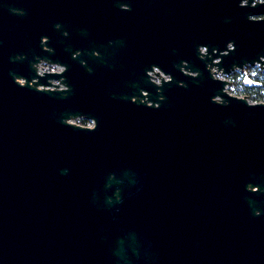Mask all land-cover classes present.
Listing matches in <instances>:
<instances>
[{"label": "water", "instance_id": "obj_1", "mask_svg": "<svg viewBox=\"0 0 264 264\" xmlns=\"http://www.w3.org/2000/svg\"><path fill=\"white\" fill-rule=\"evenodd\" d=\"M227 6L0 0V264H264V101L217 76L254 59L198 51Z\"/></svg>", "mask_w": 264, "mask_h": 264}, {"label": "flooded vegetation", "instance_id": "obj_2", "mask_svg": "<svg viewBox=\"0 0 264 264\" xmlns=\"http://www.w3.org/2000/svg\"><path fill=\"white\" fill-rule=\"evenodd\" d=\"M227 1L228 6L223 9L221 14L219 36V46L225 48L220 49L219 52L218 47H214L215 51L210 52L207 46L208 56L211 57L216 53H220L213 58L214 62L220 61L222 53L227 51V44L234 42L235 50L233 52L241 58L254 59V62L248 60L241 66L235 65L232 67L229 70L232 71L231 73H219L217 76L229 81L226 85V90L232 95L246 96L253 102L264 101L255 99L258 96L264 97V3L260 2V0H249V6L242 8L239 6L240 0ZM250 15L249 20L248 17ZM206 58H204L205 68L211 65V70L226 71V66H212L211 61ZM154 80H156V77ZM82 119L84 120L83 125L92 126L94 124L92 119L84 117Z\"/></svg>", "mask_w": 264, "mask_h": 264}, {"label": "clouds", "instance_id": "obj_3", "mask_svg": "<svg viewBox=\"0 0 264 264\" xmlns=\"http://www.w3.org/2000/svg\"><path fill=\"white\" fill-rule=\"evenodd\" d=\"M260 2L264 3V0H260ZM239 6L242 7V8L249 6V0H240V5ZM251 6L253 7L252 4H251ZM121 10L122 11H131V8L127 4H122L121 5ZM250 17H251V15L248 17L249 20H250ZM234 50H235V44H234V42H229L227 44V51L223 52L222 55H228L229 52L234 51ZM49 51H51V49H49ZM198 51L200 53V58L201 59H204L209 54L207 46H203V45L200 46L199 49H198ZM202 53H205V54H202ZM181 63H182L183 66L181 67L180 70H181V72L184 75H186L188 77H191L193 79L199 77V75H200L199 72L187 70V62L186 61H182ZM210 69H211V65H208V70H209L212 78L215 79V76H214L215 69H212V70H210ZM153 70H156L158 73H160V75L156 77V80L155 81L151 78L152 77ZM146 74H147V77L149 78L150 82L153 85L157 86L158 89L162 88L165 83H171L172 80H173V77L170 74H166L164 71L161 70V68H159L157 66H152L151 70L150 71H147ZM25 82H26V79H24V78H16L15 79V83L17 85L21 86V87H24L26 85L27 86H34L32 83H30V84L27 83L26 84ZM180 86L181 87H186V85L183 84V83H181ZM37 91H42V90L39 87V88H37ZM66 91H68V87L64 84V90H62L60 92H66ZM148 95H149L148 92H146V91L142 92V96L144 97V99L141 101V103L146 104L148 107L159 108L160 107V104L159 103H155L154 104V103L150 102L148 100ZM217 96H220V95H216V96H214L212 98V102L213 103H216L215 100H214V98L217 97ZM163 99H164V97L163 96H160V100L162 101ZM132 102L133 103L136 102V98L135 97H133ZM225 103L226 102L222 99V101L220 103H216V104H225ZM67 121L68 120H66L65 123L67 125H69ZM94 122H95V128L93 130H95L97 128V126H98L97 125V122L95 120H94ZM253 189H257V188H251L250 191L257 192V191H253ZM257 215H259V213H257Z\"/></svg>", "mask_w": 264, "mask_h": 264}, {"label": "built area", "instance_id": "obj_4", "mask_svg": "<svg viewBox=\"0 0 264 264\" xmlns=\"http://www.w3.org/2000/svg\"><path fill=\"white\" fill-rule=\"evenodd\" d=\"M63 67L59 64H49L45 62H41L39 65V72L44 73V72H57V71H62ZM54 82H57L55 80Z\"/></svg>", "mask_w": 264, "mask_h": 264}, {"label": "rangeland", "instance_id": "obj_5", "mask_svg": "<svg viewBox=\"0 0 264 264\" xmlns=\"http://www.w3.org/2000/svg\"><path fill=\"white\" fill-rule=\"evenodd\" d=\"M254 100V99H253ZM255 101V100H254ZM77 123L84 124V120L82 118H77L74 120ZM87 125V124H86Z\"/></svg>", "mask_w": 264, "mask_h": 264}, {"label": "trees", "instance_id": "obj_6", "mask_svg": "<svg viewBox=\"0 0 264 264\" xmlns=\"http://www.w3.org/2000/svg\"><path fill=\"white\" fill-rule=\"evenodd\" d=\"M255 99H256V100H264V97H262V96H258V97H256Z\"/></svg>", "mask_w": 264, "mask_h": 264}]
</instances>
